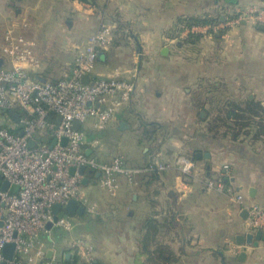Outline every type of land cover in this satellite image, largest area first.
Masks as SVG:
<instances>
[{"label":"crops","instance_id":"1","mask_svg":"<svg viewBox=\"0 0 264 264\" xmlns=\"http://www.w3.org/2000/svg\"><path fill=\"white\" fill-rule=\"evenodd\" d=\"M50 1L0 0V39L15 22V17L26 12L36 15L31 11L33 7L48 14L52 8ZM54 1L59 14L79 17L76 25L68 26L72 27L71 31L79 27L78 32H84L82 47L101 22L113 26L114 43L99 53L95 64L103 69L102 76L125 68L126 78L135 85L131 101L107 127L98 132L88 131V142L106 132L123 133L128 129L127 124L123 130L125 116L139 113L137 121L141 133L136 131L135 154L121 156L127 166L144 167L153 158L173 163L176 154L187 148L191 154L185 156L194 161L195 167L188 176L181 175L175 166L156 176L142 172L132 184L119 175V189L114 197L99 188V174H90L86 169L83 189L89 200L97 204L99 214L92 216L85 211L83 215L73 214L75 225L70 231L59 236L51 232L52 227L41 234L39 240L46 246L47 254L51 251L50 256L60 264H69L74 258L72 242L84 238L92 245L93 254L89 263L82 264H92L94 260L98 264H264V238L253 239L251 243L236 242L237 236L246 235L250 230L246 209L233 199L239 193L246 204L264 208V138L222 141L194 131L206 130L205 123L197 121L194 114L202 104V107L211 105L209 97H230L238 100L236 105L241 108L253 101L264 112V28L260 27L264 23L246 18L210 35L199 33V38L187 41L182 40L185 36L171 33L180 17L220 14L224 20L240 10L263 7L264 0H237L235 4L225 0H94L95 5L79 0ZM20 4L22 9L14 10L15 5ZM36 51L40 66L29 72L44 80L62 77L66 70L69 71L67 65L78 55L71 60L69 51L63 54L60 62H69H65L66 66L60 64L58 69L55 60L46 59V54L38 51L37 43ZM0 66H8L1 51ZM139 98L144 101L142 111L135 106L140 103V100L136 102ZM15 111L1 108L0 125L20 131L22 118ZM176 112L185 113L184 122L176 124L184 129L182 136L171 135L162 144L159 142L160 148H156L159 152L143 147L137 153L141 143L155 141V134L145 135L149 125L170 122ZM163 144L167 148L164 151ZM95 146L89 144L88 147V153L93 156H96ZM205 153L209 156L205 157ZM224 164L229 165L226 190H206L205 179L223 173ZM93 187H98L102 193L95 192ZM171 211L176 216L174 228L161 239L171 247L176 258L166 263L158 259L152 261L150 254L153 253H146L140 245L145 219L153 216L160 220ZM67 253L68 259L64 258Z\"/></svg>","mask_w":264,"mask_h":264},{"label":"built area","instance_id":"2","mask_svg":"<svg viewBox=\"0 0 264 264\" xmlns=\"http://www.w3.org/2000/svg\"><path fill=\"white\" fill-rule=\"evenodd\" d=\"M246 18L264 23V6L240 10L229 20L191 25L184 28L180 36L210 35ZM27 25L24 20L18 26L11 25L0 39V51L8 61L7 67L0 66V108L26 111L17 133L0 127V186L3 181L9 182L7 190L0 188V264H60L54 256L47 257L46 246L39 237L48 231V223L70 231L75 222L63 212L54 220L52 205L64 206L69 200H76L87 214H99L97 204L84 192L80 167L98 173L99 188L114 197L119 189V175L132 184L137 174L162 173L175 166L181 175L188 176L195 164L190 157L179 154L173 163L153 158L144 167H129L121 156L104 162L89 154V144L95 146L98 142L96 139L88 142L84 123L90 121L91 131L104 129L131 101L135 90L133 81L119 69L106 76L91 74L99 53L111 45L114 28L101 22L88 36L69 71L55 80H38L29 72L38 69L40 61L35 52V40L21 31ZM85 74L90 77L87 83L81 80ZM76 121L78 128L73 126ZM31 140H34L32 146L29 145ZM222 170L216 177L205 179L206 190H226L224 179L229 176V165L224 164ZM12 185L17 186L14 192H11ZM233 199L246 209L248 229L264 232V208L246 204L239 193ZM6 243L15 244L11 259L2 252ZM72 250L80 263L92 260L93 247L86 239H75Z\"/></svg>","mask_w":264,"mask_h":264},{"label":"rangeland","instance_id":"3","mask_svg":"<svg viewBox=\"0 0 264 264\" xmlns=\"http://www.w3.org/2000/svg\"><path fill=\"white\" fill-rule=\"evenodd\" d=\"M13 1V0H11ZM49 3L52 4L51 10H48V14L45 13V11L39 9V8H32L31 11L35 12L36 15H29L27 12L22 14L21 16L15 17L13 20V24H16L18 26L19 23H22L23 20L28 24L26 29L23 30V32L29 37L31 36L35 42L37 43V49L38 51L44 52L46 54L45 58L46 59H52L53 61L57 62L56 66L58 69H60V66L65 64V62L69 61H64L60 62L63 59V54H66V52L69 51L70 53V58L73 60L74 56L79 54L84 47L83 46V34L84 32H78V29L81 28H75L74 31H71L70 29L72 27H69L68 24L70 25L71 23L74 24L79 21V17L72 16L70 18L69 13H66L64 15L59 14L57 7V2L52 0ZM21 4L20 5H15L14 10L18 11L21 10ZM233 18V16L230 15V18ZM236 17V16H235ZM228 18V20L230 19ZM73 20V21H72ZM220 21V20H219ZM224 21V20H223ZM11 24V25H13ZM76 25V24H75ZM226 28V25L224 26ZM72 36V37H71ZM72 41L73 44L70 43ZM37 53V51H36ZM75 59V58H74ZM66 60V59H65ZM62 64V65H60ZM66 66V64L64 65ZM71 64L67 65V67H70ZM102 68H100V65L96 63L91 71L92 76H102L103 74L100 73ZM125 77H128V73H126L125 68L120 69ZM68 71V70H66ZM214 97V96H213ZM227 96H224L220 98L215 97L216 101L219 104H214V105H206V107H198L195 111L194 118L202 122L204 124V127L206 130L198 129L194 130L195 132L198 133V131H201V135H207V136H213L214 139H218L222 141L226 140H231L235 142H240L244 140H250L252 139L251 133L253 130H248L245 128V130H240L242 127L238 125L243 124L245 122L246 125H249L250 122H262L264 123V116L261 115V117H252V116H245L244 114L240 113L239 111H236V103L238 100H231L230 97L226 98ZM142 98L137 99L136 102H139V104H136L135 106L137 107L138 110H144L143 102H141ZM224 99V100H223ZM230 102L227 104L226 102ZM241 101H244L241 99ZM157 103V102H156ZM221 105V106H220ZM239 110V109H238ZM201 113V115H200ZM244 115V119L242 120H237L236 115ZM185 113H178L172 115V119L170 122H160V125L162 128L158 131H153V127H148V129L152 130L153 133L155 134V141L154 143H141L139 145V150L137 153L141 152V149L143 147H148L151 149L152 152H159L160 144L159 142H164L166 138H169V136H182L183 130L181 127H176V124L178 122H184L186 119ZM247 117V118H246ZM170 118V117H169ZM140 119L139 113H131L130 115L128 114L125 116L124 120L125 123L123 124V127L125 130L123 133L119 132L117 135L111 133L109 134L108 132L105 133V135H102L97 138L98 143L96 144V158H100L105 161L112 160L116 156H124V157H133L135 154V140L136 137L138 136L136 131L138 130L139 133H141V128L138 126L137 120ZM183 119V120H182ZM239 124H235V123ZM128 124V127L125 128V126ZM252 125V124H251ZM84 126L88 129V131L91 130L90 126V121H86L84 123ZM188 126V125H187ZM186 129V128H185ZM196 129V128H195ZM239 131V133H238ZM194 132V134H195ZM248 132V133H247ZM238 133L239 136L236 139L233 138V134ZM247 133V134H246ZM137 135V136H136ZM143 138V137H142ZM162 144V143H161ZM166 145L163 144L162 151L166 150ZM187 149V148H186ZM186 149H183L182 151L178 152L176 155L179 154H191V152L186 151ZM169 155H174L172 153H169ZM175 155V156H176ZM163 156V155H161ZM133 159V158H132ZM97 193H102L100 192L99 188L93 187ZM17 190V186L12 185L11 186V192H14ZM72 217L74 220L75 217L74 215H69ZM94 216V215H92ZM63 228L60 227H53L51 229V232L54 233L55 235L61 236L64 233Z\"/></svg>","mask_w":264,"mask_h":264},{"label":"trees","instance_id":"4","mask_svg":"<svg viewBox=\"0 0 264 264\" xmlns=\"http://www.w3.org/2000/svg\"><path fill=\"white\" fill-rule=\"evenodd\" d=\"M79 1L89 2L90 4H93V5L96 4L94 0H79ZM221 18L222 17L220 16V14H216V15L204 14V15H200V16L180 17L176 22V25H177L176 28L171 33L173 36H178L183 31V29L186 27H189L191 25H204V24H208V23H213L215 21L221 20ZM228 18H230V15L227 17V19ZM225 19H226V17H225ZM199 37H200L199 33H189L185 37H183L182 40L187 41L189 39L192 40V39L199 38ZM113 39H114V37H113ZM113 43H114V41H112L111 44H113ZM35 78L38 80H44V79H40L37 77H35ZM208 100H209L208 103L211 104V106L214 105L215 103L219 104L216 101L215 97H209ZM202 105H201V107H202ZM202 108H204V107H202ZM236 111L237 112L239 111L240 113L244 114L245 116L249 115V116H252L254 118L261 117L262 113H264L261 106L258 103L253 102V101L247 102L245 104V107H243V108H241V106L236 107ZM15 112L19 115L20 118H23L24 116H26V112H24V111L22 112L20 109H16ZM242 114L236 115L238 117L237 118L238 121L244 119V115H242ZM238 121H237V123H235L236 125L239 124ZM249 122H250L249 125H246L244 122L243 124H239L238 127L239 126L242 127L240 130H245V128H247L248 130H253L250 133L252 136L251 138L254 140L264 138V123L252 122V121H249ZM149 126L153 127L152 130L154 132L158 131V130H160V128H162L161 125L156 124V123H152ZM0 127H4L12 133L18 132V128H16V127H9L8 125H0ZM152 130L147 128V130L145 131L146 137L151 135V134H154ZM238 133H239V131H238ZM238 133L233 134L232 139H236L239 136ZM91 136H93V135H91ZM94 136H95V134H94ZM193 159H195V158L193 157ZM90 174H94V173L90 172ZM156 174H158V173L155 171H151V175L156 176ZM228 180L229 179H224V183H227ZM62 212L64 214L66 213L68 215H73V214H70L66 211H62ZM175 218H176L175 212L171 211V213H169L167 216L161 218L160 220L155 219L153 216H148L145 219V222L143 225L144 233L142 234V237L140 238V245L146 253H148V254L153 253V254H150V258L152 257V261L153 260L156 261V259H158L159 261L166 263V262H169V261L176 258L174 256V253H172L171 247L167 243H165L163 239H161V238H164L168 232H171L173 230ZM78 260L79 259L74 256V258L69 261V264H82Z\"/></svg>","mask_w":264,"mask_h":264},{"label":"water","instance_id":"5","mask_svg":"<svg viewBox=\"0 0 264 264\" xmlns=\"http://www.w3.org/2000/svg\"><path fill=\"white\" fill-rule=\"evenodd\" d=\"M237 0H225L226 3L228 4H235ZM261 28H264V24L260 25ZM89 75L85 74L82 77V82L83 83H87L89 80ZM12 113V112H11ZM14 118L16 120H18V117L15 115ZM74 128H78L79 127V123L76 121L73 124ZM54 143V141L51 143L50 146H52ZM34 144V140H31L29 142V145L32 146ZM197 157H200V154L197 153L196 154ZM205 157H208L209 154L205 153L204 154ZM80 172L83 174L84 171L86 170V168L84 166L80 167ZM1 178V176H0ZM86 182V178L83 179L82 183ZM9 187V182L7 181H3V183L1 184L0 188L2 190H7ZM51 211L54 214V220L57 219L59 213H61L62 211H66L70 214H78V215H83L84 214V207L82 205H79V203L76 200H69L64 206L60 205V204H54L51 207ZM245 213L247 212L246 210L244 211ZM47 229L50 230L52 228V223H48L47 224ZM16 234V233H15ZM264 238V232L262 230H256L255 232H248L246 235H239L236 238V242L242 244L244 241H246L247 243H251L253 239H261ZM14 248H15V244L14 243H6L3 247V255L7 258V259H11L13 257L14 254ZM51 251L48 252L47 257H50ZM243 255V253H241L240 257ZM64 258L68 259L69 258V254H65ZM92 264H98L96 260L92 261Z\"/></svg>","mask_w":264,"mask_h":264}]
</instances>
